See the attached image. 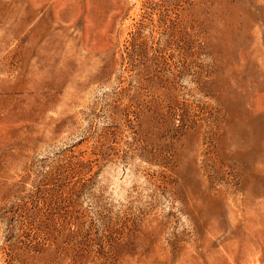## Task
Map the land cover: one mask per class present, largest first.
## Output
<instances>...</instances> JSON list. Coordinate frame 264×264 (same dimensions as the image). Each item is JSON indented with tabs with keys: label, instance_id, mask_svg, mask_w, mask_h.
<instances>
[{
	"label": "rangeland",
	"instance_id": "1",
	"mask_svg": "<svg viewBox=\"0 0 264 264\" xmlns=\"http://www.w3.org/2000/svg\"><path fill=\"white\" fill-rule=\"evenodd\" d=\"M0 264H264V0H0Z\"/></svg>",
	"mask_w": 264,
	"mask_h": 264
}]
</instances>
